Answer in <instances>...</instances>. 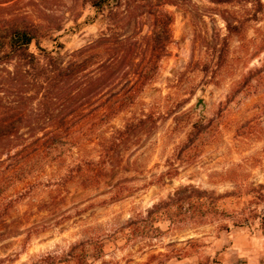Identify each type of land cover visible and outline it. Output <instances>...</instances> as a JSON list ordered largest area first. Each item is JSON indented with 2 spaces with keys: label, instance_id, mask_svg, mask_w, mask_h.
<instances>
[{
  "label": "rangeland",
  "instance_id": "1",
  "mask_svg": "<svg viewBox=\"0 0 264 264\" xmlns=\"http://www.w3.org/2000/svg\"><path fill=\"white\" fill-rule=\"evenodd\" d=\"M129 1L137 17L147 10ZM0 2L61 22L40 42L48 51H77L105 29L75 0ZM164 9L167 56L134 104L0 196V264H264V0ZM123 30L148 56L149 22Z\"/></svg>",
  "mask_w": 264,
  "mask_h": 264
},
{
  "label": "trees",
  "instance_id": "2",
  "mask_svg": "<svg viewBox=\"0 0 264 264\" xmlns=\"http://www.w3.org/2000/svg\"><path fill=\"white\" fill-rule=\"evenodd\" d=\"M75 2L89 5L105 29L66 55L40 46L55 42L61 22H36L0 2V166L9 173L0 178V196L131 107L167 56L172 17L164 7L175 0H147L138 17L152 34L145 44L150 53L142 58L133 54L137 42L123 34V24L138 19L129 0ZM126 135L119 132L118 148Z\"/></svg>",
  "mask_w": 264,
  "mask_h": 264
},
{
  "label": "water",
  "instance_id": "3",
  "mask_svg": "<svg viewBox=\"0 0 264 264\" xmlns=\"http://www.w3.org/2000/svg\"><path fill=\"white\" fill-rule=\"evenodd\" d=\"M202 108L204 109L205 108V104L202 100H199L198 103L196 104V108Z\"/></svg>",
  "mask_w": 264,
  "mask_h": 264
}]
</instances>
